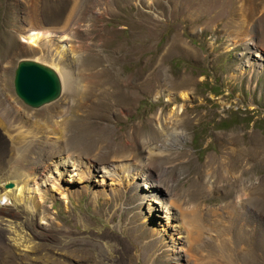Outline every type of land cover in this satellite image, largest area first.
Wrapping results in <instances>:
<instances>
[{"label":"rangeland","instance_id":"374dc122","mask_svg":"<svg viewBox=\"0 0 264 264\" xmlns=\"http://www.w3.org/2000/svg\"><path fill=\"white\" fill-rule=\"evenodd\" d=\"M71 6L0 0V79L20 106L15 115L47 120L53 130L56 118L47 111L68 107L59 139L42 131L27 138L21 171L30 175L66 153L81 166L119 158L145 171L124 179L92 172L64 183L68 188L47 181L20 197L11 193L0 205L8 208L0 210V264H193L171 227L175 212H159L158 199L148 205L155 190L187 211L202 210L193 252L199 264L207 253L214 264H264V0ZM37 23L62 31L49 30L30 46L25 36ZM22 58L64 70L68 95L63 89L51 103L25 105L13 87ZM162 127L180 131L179 139ZM7 155L0 156L6 166ZM1 167L0 187L13 188L6 184L19 177Z\"/></svg>","mask_w":264,"mask_h":264},{"label":"bare ground","instance_id":"6f19581e","mask_svg":"<svg viewBox=\"0 0 264 264\" xmlns=\"http://www.w3.org/2000/svg\"><path fill=\"white\" fill-rule=\"evenodd\" d=\"M71 2L73 3V6L71 7L75 9L74 6L77 2H79V0H71ZM34 5L36 6V10H37L36 14H38L39 13L38 2L34 1ZM33 7L34 6H32V8ZM73 12L74 10L69 15L68 20L70 19ZM64 19L66 20V18ZM41 26L42 24L37 23V27H38L37 32H33V30L32 32H30L29 30V32L26 33L27 35L25 36V40L26 41L29 40L28 42L30 46H32L33 44H35L33 46H36L40 38L43 36V34L45 32H49V30L50 32H56V33L62 31V26L52 27V28H47V27L43 28V26L42 27ZM28 49H31V47H28L27 50ZM56 72L58 73L61 82H63V80L61 79V76L64 70L59 69ZM62 84H63L62 85V90H63L65 86H64V83ZM2 88H5V87L3 85V79H0V134H3L2 138L5 144L3 145L5 147H2L3 149L0 147V153H1L0 156L2 157L3 154L8 153L7 156L9 157V159L7 160L9 162V165L6 166L3 162H0L1 165L4 164L3 165L4 167H1V166L0 167L3 170L6 168L5 172L7 175L13 174V175H17L19 178L14 181L13 188H6L3 185H1L0 205L3 200L9 199L8 197H10L11 193L16 192L17 195H19L18 197H20L23 194V192L36 191L38 188H41L42 186H44L47 181H51L49 183L51 184V187H52L51 189H53V188H56L57 186L58 187L65 186L67 185L68 182H71V181L81 182L83 178L86 177L87 173H92V172L101 173L103 176L104 175L106 176L107 174L112 175L115 173L117 175L119 174V176L122 177V179H124L126 177L127 178L131 177L130 176L131 174L138 175L141 172L145 171L143 170L144 166H142L141 164H138V165L135 164L133 166V165H130L127 161L123 159H119V158L113 160L111 164L109 165H98L97 164L98 165L97 166L96 164H92L91 162H89L90 163L89 165L87 164V165L81 166L79 163L74 164V156L66 153V154H60L57 158L51 160L50 162H48L47 160L46 163H43L41 165L39 170L36 169V171H34L35 169H33V172H30V175H28V172L27 174L26 172H22L21 167L19 166L20 164L18 163L24 157L23 152L26 150V148H28V146H30V139H27V138H32V136L34 137V131L36 132L42 131L44 134L46 133L45 134L46 136H49V137L51 136L54 140L59 139L61 137V131L60 129H58L57 125L60 122V118L63 117V112L68 107H67V103L64 102L60 106V108L47 111L49 114L48 115L49 118H53V116L56 118L55 128L53 130H49V127L45 122L47 120L36 119L34 118V116L28 115V114L24 117L16 116L15 114H17L20 111V106L18 105L17 102H15V100L10 96V94L8 96ZM67 91H65V97L66 95H68ZM26 124H29V125L26 126ZM160 130L161 132L162 131L165 132L167 134L166 136H171L175 138V141L179 139L181 135L180 131H173L172 133L168 134L167 127L166 129L162 127V129ZM21 139L25 141H21ZM76 161L78 162L79 160H77L76 158ZM69 164H71V166L74 168L68 170ZM24 166H25V163H24ZM73 171L76 172L75 173L76 178H73V179L64 178L65 173L67 172L71 173ZM54 172L56 173V176L53 175L54 177H52V174H54ZM2 174L4 173L3 172L0 173V175ZM108 185L111 186L110 184ZM65 187L68 188V186H65ZM158 193H159L158 190H155V193H153V195H150L152 199L150 200L149 198L148 205L151 207L154 206V203L157 202L156 199H158V202L160 201L159 205L161 207L159 212H164L167 214H170L171 210L175 212V214L174 213L173 214L176 216L175 218L176 221L174 225L171 224V227L173 226L172 227L173 230L176 232V234H179L178 239L180 241L178 240L179 241L178 244L182 246L183 251L185 250V253L188 254L189 257H192V259L189 261H191L193 264L201 263V262L198 263V257H195L193 252L199 246L198 241L200 239L201 232L204 229L203 228L204 224L202 223L204 221V218L202 217V210H200L197 207H193L192 209L187 211V209H184L182 207L181 202H178V201L176 202V199H175L176 197H169L167 200L164 201L162 200V197L161 198L156 197L157 196L156 194ZM177 199L179 198L177 197ZM5 208L8 209L6 205L1 206L0 210L5 209ZM210 214H212V212H210ZM163 218L166 219V222H168V216H164ZM151 231L153 233L155 231L158 232L157 225L152 226ZM209 255L210 254L207 253V256H208L207 260L205 259L206 264H214V259H211Z\"/></svg>","mask_w":264,"mask_h":264},{"label":"water","instance_id":"95a60500","mask_svg":"<svg viewBox=\"0 0 264 264\" xmlns=\"http://www.w3.org/2000/svg\"><path fill=\"white\" fill-rule=\"evenodd\" d=\"M15 95L27 106L39 108L57 100L62 82L56 70L34 59L22 58L16 63L13 75ZM12 183L6 186L11 187Z\"/></svg>","mask_w":264,"mask_h":264}]
</instances>
